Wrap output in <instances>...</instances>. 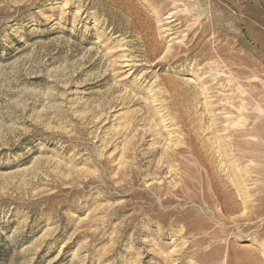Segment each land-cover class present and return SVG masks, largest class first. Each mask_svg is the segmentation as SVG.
I'll return each instance as SVG.
<instances>
[{
  "label": "rangeland",
  "instance_id": "rangeland-1",
  "mask_svg": "<svg viewBox=\"0 0 264 264\" xmlns=\"http://www.w3.org/2000/svg\"><path fill=\"white\" fill-rule=\"evenodd\" d=\"M0 264H264V0H0Z\"/></svg>",
  "mask_w": 264,
  "mask_h": 264
},
{
  "label": "bare ground",
  "instance_id": "bare-ground-1",
  "mask_svg": "<svg viewBox=\"0 0 264 264\" xmlns=\"http://www.w3.org/2000/svg\"><path fill=\"white\" fill-rule=\"evenodd\" d=\"M245 180V179H244ZM231 185V184H230ZM252 197V196H251Z\"/></svg>",
  "mask_w": 264,
  "mask_h": 264
}]
</instances>
